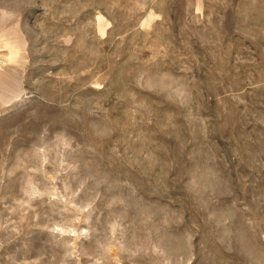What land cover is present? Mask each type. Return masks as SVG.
Listing matches in <instances>:
<instances>
[{
    "label": "rangeland",
    "instance_id": "obj_1",
    "mask_svg": "<svg viewBox=\"0 0 264 264\" xmlns=\"http://www.w3.org/2000/svg\"><path fill=\"white\" fill-rule=\"evenodd\" d=\"M0 264H264V0H0Z\"/></svg>",
    "mask_w": 264,
    "mask_h": 264
}]
</instances>
